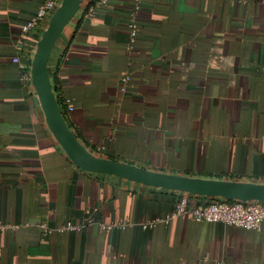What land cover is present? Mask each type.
Masks as SVG:
<instances>
[{
    "label": "crops",
    "instance_id": "0c3cea01",
    "mask_svg": "<svg viewBox=\"0 0 264 264\" xmlns=\"http://www.w3.org/2000/svg\"><path fill=\"white\" fill-rule=\"evenodd\" d=\"M43 1L0 0V264H264V223L172 217L180 192L69 159L12 61ZM91 2L48 63L81 144L154 172L264 185V0H110L92 18ZM43 31L21 55L34 57Z\"/></svg>",
    "mask_w": 264,
    "mask_h": 264
},
{
    "label": "water",
    "instance_id": "95a60500",
    "mask_svg": "<svg viewBox=\"0 0 264 264\" xmlns=\"http://www.w3.org/2000/svg\"><path fill=\"white\" fill-rule=\"evenodd\" d=\"M84 0H62L50 18L33 57L31 76L47 124L69 159L80 169L109 174L149 187L227 201L264 203V185L226 180L200 179L150 171L135 165L99 157L91 153L75 136L65 119L49 76L48 63L64 29L81 9Z\"/></svg>",
    "mask_w": 264,
    "mask_h": 264
},
{
    "label": "built area",
    "instance_id": "2783aa9c",
    "mask_svg": "<svg viewBox=\"0 0 264 264\" xmlns=\"http://www.w3.org/2000/svg\"><path fill=\"white\" fill-rule=\"evenodd\" d=\"M62 0H44L38 11L31 17L22 27L21 34L17 40L16 48L19 53L12 58V61L18 65L23 73V82L27 88L35 91L31 67L33 58L23 56L20 52L24 49L26 37L34 30L43 27L46 29L50 18L61 6ZM110 0H97L95 6H91L88 11V17H95L102 8L108 6ZM130 28V43L129 49H134V44L139 35V29L134 21V17L129 22ZM130 79L125 77L124 83ZM73 108H69L68 112H72ZM107 150L106 146H101L93 151V154L102 157ZM191 214L198 223H221L230 227H239L250 231H261L264 223V203L256 201H241L224 199H217L208 203H199L191 206V195L187 193H180L179 200L172 217L180 215ZM147 227V226H145ZM110 228V227H109ZM6 229L5 225L0 224V233ZM67 229L73 230L75 227L69 226ZM216 264H225L218 262Z\"/></svg>",
    "mask_w": 264,
    "mask_h": 264
},
{
    "label": "trees",
    "instance_id": "16d2710c",
    "mask_svg": "<svg viewBox=\"0 0 264 264\" xmlns=\"http://www.w3.org/2000/svg\"><path fill=\"white\" fill-rule=\"evenodd\" d=\"M96 2H97V0H92L91 6H95Z\"/></svg>",
    "mask_w": 264,
    "mask_h": 264
}]
</instances>
